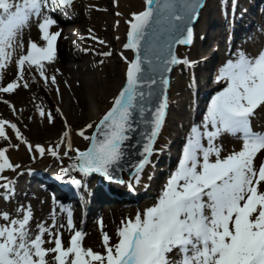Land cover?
Instances as JSON below:
<instances>
[{
  "label": "snow or ice",
  "instance_id": "snow-or-ice-1",
  "mask_svg": "<svg viewBox=\"0 0 264 264\" xmlns=\"http://www.w3.org/2000/svg\"><path fill=\"white\" fill-rule=\"evenodd\" d=\"M145 4V10L133 13L129 21L125 47L135 58H125L126 85L96 123L93 135L86 136V129L78 133L90 141L87 150L73 149L69 133H64L61 143L76 155L55 180L62 181L71 172L85 178L96 174L107 181L126 183L131 191L142 183L150 158L158 154L154 145L168 108L169 79L165 74L173 65L190 67L194 63L178 59L174 49L191 45L190 25L202 0H145ZM72 5L73 0H0V70L17 47H24L23 30L33 18L46 42L44 47L30 43L28 54L18 60L19 80L0 87V92H15L25 79L26 66L35 65L46 82L51 79L56 83L55 76H45L43 62L55 60L61 38V33L51 32L57 25L54 14ZM232 56L218 68L215 82L222 88L207 104L200 124L190 128L178 165L157 201L122 221L118 243L110 245L105 234L106 253L102 255L85 249L83 233L75 231L65 248L59 234L43 225L38 226L34 238L30 236V209L22 210L19 219L3 213L0 219L7 223L0 225V264H50V253L55 254V264H264V162L260 166L254 163L258 154L264 155V132H254L251 127L255 111L264 106V50L255 57L243 51ZM39 114L42 118L46 115L43 110ZM6 125L20 138L17 125L3 120L0 138L8 139ZM225 134L242 141V147L222 156L223 148L216 142ZM27 147L29 152L45 153L39 145ZM58 148L48 151L58 157ZM6 152L0 150V173L19 167L10 163ZM128 168L132 171L126 182L117 173ZM147 176L150 180L151 174ZM71 185L86 190L80 179L72 178ZM3 187L12 191L8 184ZM67 216L69 228L74 227L70 210ZM45 234L55 236L53 248L44 247Z\"/></svg>",
  "mask_w": 264,
  "mask_h": 264
},
{
  "label": "rangeland",
  "instance_id": "rangeland-1",
  "mask_svg": "<svg viewBox=\"0 0 264 264\" xmlns=\"http://www.w3.org/2000/svg\"><path fill=\"white\" fill-rule=\"evenodd\" d=\"M139 7H140V5L133 6L130 9H137ZM31 29L33 31H36L35 27L32 25L29 27V30H31ZM29 38H30L29 35L25 36V37L22 36V41L25 44V47H27V44L30 43ZM36 41H38V39H36ZM18 52H20L19 47H17L15 49L13 54L18 53ZM113 58H115V57H113ZM68 62L71 63V65H72L71 67H73V65H78V63H76V61H74V60H70ZM111 64L112 65H110V63L103 64V66H105V68H106V74L103 73V77L106 76L107 78L108 77L111 78L113 75V72H116V74H118V78L121 79L122 65L120 64V62L117 61V59H112ZM14 66H15L14 62H11V60L9 59L6 69L14 70ZM180 79L182 80V78H180ZM95 82L98 83L97 78H95ZM78 91L82 94V97H83L82 102H83L84 107H85L84 99L87 98V92L84 91V84H83V87ZM103 93L106 94V95H104V94L103 95L105 98H107V96L112 95L113 91L112 90L109 92L103 91ZM180 97H183V95H180ZM1 99H2V101L0 102V120L8 121L10 123H14L18 126V129L20 126V130H22V128H23V130L26 131V133L30 136L31 139L38 140L39 136L37 134H38V132H40L42 130L41 127H39V128L36 127V125L38 124L39 118L41 117L40 114L38 113V116H39L38 117L37 113L32 112V109L31 110L24 109V107H26L25 103H21V100L17 99L14 96L12 98L4 97ZM48 102H50L51 104L53 103V101H48ZM10 104H13V105H10ZM73 105L75 107H77L75 105V103H73ZM84 107H82V109L80 111L78 110L76 112L77 114L74 115L75 116L74 122H79L82 120L84 121V116L86 113V110ZM22 119L28 120V125H29V126L27 125L28 129H26L27 126L24 125L25 123L22 122ZM58 121H60V120H58ZM55 127L59 128V129L62 128V126L59 127L58 124ZM59 129L53 134V128L49 126L48 128H45L43 130V133H42L43 135L41 136V138L44 139V137H45L48 140H50L53 137H56L58 135ZM7 135H8V139L0 138V150L7 149V153L8 154L12 153V156H14V152H16L15 147L18 146V143L15 142V141H17V137H16V134H13L12 128H10V127L7 128ZM19 156L20 157L24 156L25 159L27 160L26 162H24L25 166H23L22 168H15L14 171L8 170V171L0 174V176L3 177V179H0V181L6 179L8 177H11L15 174H18L19 172H21L24 169V167L27 166L28 162L31 163V161L28 160V155L24 149H23V151H22V149L19 151ZM15 159H17V158L15 157ZM21 162H23V161H21ZM13 165L16 166L15 163H13ZM52 165H54V163ZM55 168H56V166L54 167V169ZM157 198L155 200L147 203V204L145 203V204L140 205L138 207H133V210L130 211V215H128L125 212V210H120L118 212L108 211V212L102 213L103 219L101 220L100 223H98V225L95 229H94V227H91L89 229H86V228L82 229L83 247L85 249H88L89 246H92L94 249H96V247H100L101 245H104L103 236L105 234H107L110 238V241H109L110 245H114L115 243L113 244V242L115 241L116 236H118V229L122 225V221H126V220L130 219L132 215L135 216L138 211L142 212L147 207L153 206L154 203L157 201ZM51 200H53V199L47 198L46 195H44V194H42V196L39 198L25 199V206L23 207V209L24 210L30 209L31 213H32V217H31V220H30L29 225H28V231H29L30 236L32 238H34L35 235L38 234V225H43L46 228H50L54 234H59L60 238L62 239L64 247L67 248L68 247V241H69L70 237L72 235H74V233H75V232H73L75 230V224L73 223L74 227L69 228L67 213H60L59 211H53V210L49 209ZM3 213H8L9 216L11 218H14V219L22 218V209L21 208L15 214L12 215L7 210V208L5 207L4 199H1L0 200V214H3ZM6 223H7L6 221H4L3 219H0V225L6 224ZM53 223H55L54 228L52 227ZM33 227H35V228L33 229ZM88 230H92V231H90L88 233ZM54 238H55V236H49V235L45 234V236H44V240H45L44 247L46 249H50V248H53L55 246L54 245ZM50 240L53 242L49 243L48 241H50ZM54 255L55 254H52V253L49 254L48 259L50 261V264H55ZM69 259H71V258H69Z\"/></svg>",
  "mask_w": 264,
  "mask_h": 264
},
{
  "label": "bare ground",
  "instance_id": "bare-ground-1",
  "mask_svg": "<svg viewBox=\"0 0 264 264\" xmlns=\"http://www.w3.org/2000/svg\"><path fill=\"white\" fill-rule=\"evenodd\" d=\"M132 0H117L116 2V7L112 10L113 11V16L111 19V23L113 24V31H115L113 33V37L114 39H117L118 41L123 37H124V24H123V19L127 18L126 14H125V7L129 6V4L131 3ZM138 1V0H137ZM77 4V3H76ZM71 9L73 11L76 12V15L72 17L74 21L76 20V24L78 26H82L83 22H88L90 25L93 24L94 28L96 29V31H98L102 36H104V40L106 42L109 41V32L107 31V29L103 28V31H101V27L103 25V16H101V22L98 18H96L95 14H92V12L88 9L84 10V12H78L77 7L75 6V0H73V5L71 6ZM239 11L241 12V17L245 16L244 15V11L239 9ZM133 12V11H131ZM119 13V15H118ZM250 16L252 15V13H249ZM208 16V11H206L204 13V18ZM225 17H223V19H225ZM87 20V21H86ZM205 23V21H204ZM261 21L257 20V19H253L252 21V25L253 24H257L256 26H258V24H260ZM251 23L247 24L248 28H245L244 31L245 32H249V25ZM206 26L205 25H201L200 23L197 25V29L195 31V34L197 35L199 32L201 31H206ZM253 29V28H251ZM201 30V31H200ZM220 33H222L223 31H219ZM217 33L215 35V37L213 38V33L211 31H207L206 32V38L209 39H213L214 41H216V47H219V44L221 43L223 37L220 33ZM122 41L120 42V44L116 43L115 44V48L119 51L122 50V46H121ZM254 43L251 44L253 52L256 51V48L254 46ZM262 44V41L258 42V46H260ZM199 45V43H198ZM58 47H60V52H62L63 57L67 58V57H73V53L71 52L69 46H67V44H65L64 42H61V40L58 43ZM124 50L121 51V55L122 54H126L128 52V50L125 48L124 45ZM206 53L205 54H200L201 58H205L209 55H211V45L210 44H206ZM181 52V50L179 51ZM57 58H55V62L57 63V66H61L63 69V74L65 75V79L66 80H70V81H75L78 80V78H80V76L82 77L81 79L83 80L84 83V91L87 92V98L84 99L85 102V107L84 104L81 100V106H83L86 110L84 119L85 121L82 122L80 121L75 127H74V115H76L78 109L77 107H75L72 104V101L75 98V94H72V97L70 95L66 96L64 95V98H61V101L63 100V107H64V111L66 113L67 116V123H68V129L67 132L70 135V139L71 142L74 143H78L80 144L82 147L85 145L84 141H81L78 137V130H76L77 128H80L81 126L85 125V124H89L91 123L96 117L99 116V114L108 106V99L109 97H111L115 90L118 88V86L120 85L122 78L119 79L117 78L118 75L116 73H113L111 78H102L101 81H99L98 83L94 82L93 78L91 77V75L89 74L88 70H87V61H86V57L80 59V66L78 68H76L75 70H72L70 66H68L65 63H62L59 60H56ZM219 59V57L217 58V60ZM189 61L194 62L195 64H198L199 66H205L208 67L209 66V62H203V60H195L194 57H188ZM97 70V68L95 69ZM97 73V74H96ZM101 72L96 71L95 74L99 75ZM104 73V72H102ZM122 77V76H121ZM77 89V88H76ZM80 89V88H78ZM113 91V94L110 96H107V98L104 97L103 91L109 92V91ZM19 93V95H18ZM54 93H55V88L53 85L49 84L46 86H42L41 89H38L36 87H33L32 85H27V87H24L20 92L18 91L14 96L16 98H18L19 100H21V103H25L26 108L29 109V107H34L35 103L36 104H41L43 107H46V100H45V95H52V98H54ZM76 94H77V90H76ZM104 94V95H103ZM25 101V102H24ZM261 110H260V115L263 116L262 111L264 110V106H261ZM171 118V115L169 116ZM264 117V116H263ZM44 124V122H43ZM43 124H39L37 125V127L42 126ZM59 125V123H57ZM170 125H172V123H168ZM59 128L55 127L53 128V134L58 130ZM172 129V128H171ZM167 131H168V126H165L163 129V133L161 134V138L164 137V135H167ZM60 132L58 133V137L59 138ZM53 136V135H52ZM54 138V137H53ZM175 142V141H173ZM172 142V144H173ZM263 157V155H262Z\"/></svg>",
  "mask_w": 264,
  "mask_h": 264
}]
</instances>
